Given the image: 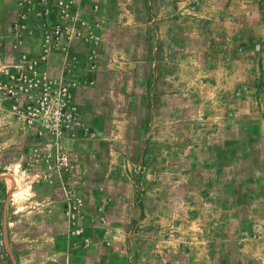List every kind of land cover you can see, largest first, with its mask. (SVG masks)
<instances>
[{"label": "crops", "instance_id": "crops-1", "mask_svg": "<svg viewBox=\"0 0 264 264\" xmlns=\"http://www.w3.org/2000/svg\"><path fill=\"white\" fill-rule=\"evenodd\" d=\"M18 1L0 0V72L18 56L11 32L21 11ZM106 1L101 11L103 23L139 22L135 0ZM145 1L147 36L143 44L131 29L119 33V26V31H108L113 41L124 45L108 50L101 44L94 70L87 66L89 46L80 41L73 44L71 52L82 62L75 70L80 84L73 88L74 99L90 128L101 137L90 141L65 138L61 143L69 152H79L78 166L91 164L102 172L97 178L82 176V192L88 191L84 195L92 207L84 224L95 253L100 255L99 245L108 231L118 244L122 239L125 244L127 238L132 243L136 240L132 246L134 263L155 264L160 261L149 250L142 255L140 246H150L149 233L143 231L164 228L170 216L185 213L186 202L170 205L169 184L189 185L201 179L186 168H197L200 162L206 165L202 152L215 148L219 135L235 132L244 136L245 149L253 156L241 155L239 161L255 170L248 182L260 187L249 198L264 207V0ZM121 9L126 12L121 13ZM82 15L91 18L86 12ZM40 24L32 16V33L23 35L24 49L33 54L40 52L43 42ZM107 33L99 31L102 40ZM63 61L60 51L50 55L47 65L52 75L60 73ZM240 121L242 125L234 128ZM10 135L14 138L9 139ZM17 138V149L26 145L27 152L42 144L38 137L25 132L0 97V176L6 173L5 168L12 167L7 154ZM226 140V149L233 152L235 146ZM127 144L136 150L127 152ZM189 150L194 152L190 160L186 155ZM25 158L29 161V155ZM20 162L21 158L18 165ZM126 164L135 171L142 168L141 178L132 173L125 176L121 168ZM116 167L118 170L112 172ZM171 174L179 178H170ZM99 175H109V179L102 181ZM101 184L106 185L104 190ZM140 184L148 186L145 191L140 190ZM224 209L243 213L228 203ZM136 213L146 218L137 219ZM133 226L147 236L145 243L138 235L127 233L135 230ZM258 227L263 235L245 237L241 247L247 263L264 264V225ZM57 238L55 248L63 252L65 237ZM156 244L164 246L163 242ZM122 257L120 253L117 264L125 261L120 260ZM213 262L212 249H206L199 263Z\"/></svg>", "mask_w": 264, "mask_h": 264}, {"label": "rangeland", "instance_id": "rangeland-1", "mask_svg": "<svg viewBox=\"0 0 264 264\" xmlns=\"http://www.w3.org/2000/svg\"><path fill=\"white\" fill-rule=\"evenodd\" d=\"M77 1L80 2V13H89L91 15L89 21L97 24L99 31H103V35L110 30L112 33L115 32L114 30L119 31L118 27L121 26L122 30L119 33H126L131 29L137 32L139 43L146 42L145 0H135L138 4L139 19L136 25L129 22L119 24L118 21L112 24L103 23L101 11L102 5L107 4L106 0ZM109 9L110 12L113 10L112 7ZM120 11L126 12L123 9ZM118 13L117 11L116 14ZM111 14L114 13L111 12ZM107 34L103 36L101 44H105L108 50L124 45L117 40L113 41V37ZM126 44H129L128 39ZM235 123L234 128L242 125V121L236 126ZM92 131L97 134L95 130ZM100 137L97 134L94 138L77 139L90 141ZM243 137L242 134L238 135L235 132L227 136L219 135L218 145L202 152L206 165L200 162L197 168H190L191 165L186 168L187 171L196 172L194 178L201 179L189 185L188 183L177 184L176 181L169 184L170 205L176 206L186 202L185 213L170 216V222L166 221L164 228L158 230L155 227L156 231H143L149 233L150 240L149 248L141 243L143 256L149 250L154 259L160 261L155 264H200L202 254L206 252V249L211 248L214 255L213 264H259L258 262L247 263L242 259L241 247L246 241L245 237L260 238L263 232L258 225H264V207H260L259 201L249 198L250 194L258 193L260 189L258 183L248 182L249 177L256 174L255 170L239 161L244 155L248 154L249 159L253 156L252 151H247V147L245 149ZM12 138L14 137L10 135L9 139ZM226 139H230L229 143L232 142L235 146L233 152L231 149H226L228 141ZM17 140L18 138L15 143H12L7 154V161L12 164V167L5 168L6 173L0 176V264H65V259L68 260L67 264H117L116 259H119L120 253L124 255L120 260H125L122 264H136L132 255L134 252L132 246L136 240L132 243V240L127 238L125 244L122 239L118 244L115 237L106 231V239L102 238L99 245L100 255H97L95 244L92 245V239L86 230L84 221L89 219L88 214L92 210H90L88 198L84 195L88 191L84 194L82 192V176L84 174L86 178H97L100 169L91 164L78 166L79 152L72 153L77 168L66 186L71 189L72 195L81 197L84 202L83 215L74 225L73 220L66 213L67 197L63 185L57 178H45L49 173L45 165V155L48 151L42 148V144L33 147L31 152L25 150L28 147L26 145L23 149L20 147L17 149L19 146ZM124 149L130 152L133 149L136 150V147L127 144ZM24 155L25 157L29 155V161ZM186 155L190 156L188 159L190 160L194 152L189 150ZM20 158L21 165H18ZM170 162L172 164V158ZM227 164L233 167H226ZM107 169L109 171L110 167ZM121 169L125 170V176H130L131 173L134 177L142 176V168L135 171L134 167L126 164ZM116 170H118L117 167L112 169V172ZM35 174L39 175L34 177ZM99 178L105 181L106 178L109 179V175H99ZM170 178L179 177L171 174ZM105 186L101 184L103 190ZM139 186L141 191H145L148 187L146 184ZM226 203L239 207L243 213L235 209L227 211L224 209ZM139 206L143 208V204ZM203 207L211 212H204ZM179 209L182 211L181 207ZM136 214L137 219L146 218L143 213ZM91 217L94 218V216ZM78 226L83 228L79 234L74 232ZM133 229H135L134 226ZM143 232L135 229L127 233L132 236L138 235L140 242L143 238L145 243L147 236ZM57 236L65 237L66 246L63 252L55 248V240L59 242ZM154 240L163 242L164 246L157 245Z\"/></svg>", "mask_w": 264, "mask_h": 264}, {"label": "built area", "instance_id": "built-area-1", "mask_svg": "<svg viewBox=\"0 0 264 264\" xmlns=\"http://www.w3.org/2000/svg\"><path fill=\"white\" fill-rule=\"evenodd\" d=\"M18 4L21 11L11 31L18 56L0 72V97L25 132L38 137L42 148L48 151L45 165L49 173L45 178H57L63 185L66 213L75 225L83 215L84 202L66 186L77 163L61 142L65 138H94L97 134L74 99L73 88L80 84L75 70L82 62L71 50L78 41L88 45L87 66L94 70L102 42L99 27L83 17L77 0H20ZM32 16L41 22L43 42L38 54L24 49L23 35L32 33ZM55 51L64 56L58 75H52L47 65ZM82 231L78 226L74 232Z\"/></svg>", "mask_w": 264, "mask_h": 264}]
</instances>
